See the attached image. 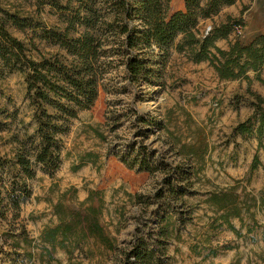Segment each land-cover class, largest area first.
Wrapping results in <instances>:
<instances>
[{"label":"rangeland","instance_id":"obj_1","mask_svg":"<svg viewBox=\"0 0 264 264\" xmlns=\"http://www.w3.org/2000/svg\"><path fill=\"white\" fill-rule=\"evenodd\" d=\"M182 7L184 0H172L171 11ZM242 10L245 26L230 41L239 39L248 44L264 32V0H236L213 21H206L202 30L225 22L229 16L240 19ZM6 12L28 17L33 25L62 27V13L43 0H0L1 19ZM6 28L28 45L35 59L58 52L33 38V30L22 32L11 23ZM230 41L220 40L218 46L227 49ZM170 53L162 69L163 88L131 86L124 79V66L113 65L95 106L79 115L64 138L59 170L53 175L38 170L20 218L13 220L10 216L0 223V264H113L119 251H110L81 232L55 248L42 242V233L59 225L61 219L70 220L71 212L94 207L107 234L119 249H125L142 222L156 219L153 213L158 205L154 198L162 175L128 170L108 155L112 139L117 135L127 138L134 131L126 120L133 115L134 95L156 90L155 98L148 95L135 104L139 111L158 117L166 126L148 144L170 150V161L183 159L175 154L182 144L196 147L203 159L195 186L197 195L186 199L183 218L179 214L171 216L168 264H264V212L254 202L264 191V150L259 147L261 141L264 144V136L256 132L242 135L235 130L253 115L254 95L264 99V84L256 81L252 72L248 74L253 79L250 84L245 79L221 80L208 62L192 63L174 46ZM261 76L264 79V68ZM107 109L122 116V126L114 133H110L106 120ZM15 113L17 120L13 122L10 117ZM17 128L31 133L34 128L26 83L22 74L4 71L0 77V154L12 153V135ZM97 132L103 133L108 142L102 141ZM256 155L261 166L253 170ZM212 193H228L237 200L241 218L231 219L233 228L223 223L222 212L209 202ZM187 208L191 213L184 212ZM160 209L164 214L168 206ZM21 227L26 229V236L20 235Z\"/></svg>","mask_w":264,"mask_h":264},{"label":"trees","instance_id":"obj_2","mask_svg":"<svg viewBox=\"0 0 264 264\" xmlns=\"http://www.w3.org/2000/svg\"><path fill=\"white\" fill-rule=\"evenodd\" d=\"M43 1L62 13V27L33 25L30 18L8 12L0 18V77L4 71L24 76L34 126L32 133L17 128L12 135V153L0 154V223L10 216L13 220L20 218L22 205L32 195L30 182L38 170L48 175L59 170L64 138L79 115L95 106L106 75L116 63L124 66V79L129 85L163 88L162 69L174 46L178 54L192 63L208 62L221 80L245 79L250 84L253 79L248 74L252 72L255 80L264 84V32L248 44L239 39L230 41L245 26L244 10L240 19L229 16L225 22L213 24L208 33L202 30L206 21H213L236 0H184V8L176 11H171L172 0ZM7 23L22 32L33 30V38L58 52L35 59L28 45L9 32ZM33 40L31 44L36 49ZM220 40L230 41L227 49L218 46ZM148 95L155 98L157 90L134 95L130 110L133 115L126 119L134 131L127 138L117 135L112 139L108 155L128 170L162 175L154 198L158 205L153 213L156 219L142 222L128 247L119 249L101 225L99 210L88 207L71 212L70 220L61 219L56 227L45 229L41 236L44 244L55 248L70 241L75 232H81L86 239L92 238L110 251H119L113 264H168L170 219L174 214L183 218V209L188 207L186 199L197 195L195 186L203 159L196 147L182 144L175 154L183 159L170 161V150L148 144L152 136L166 130L163 120L135 107L137 100L143 101ZM254 96L253 115L235 130L242 135L256 132L263 137L264 99ZM105 116L110 133L122 126L121 115L107 109ZM10 118L16 121L17 114ZM97 136L108 142L103 133L97 132ZM259 147L264 150L262 141ZM260 166L256 155L252 168ZM209 202L222 212L220 219L230 228L232 218H241L237 200L230 194L212 193ZM254 202L264 212V191ZM164 206L168 209L163 214L160 208ZM184 212L191 213L190 208ZM20 231L21 236L27 235L24 227Z\"/></svg>","mask_w":264,"mask_h":264},{"label":"water","instance_id":"obj_3","mask_svg":"<svg viewBox=\"0 0 264 264\" xmlns=\"http://www.w3.org/2000/svg\"><path fill=\"white\" fill-rule=\"evenodd\" d=\"M211 30V26H208V28H207V33L209 32Z\"/></svg>","mask_w":264,"mask_h":264},{"label":"crops","instance_id":"obj_4","mask_svg":"<svg viewBox=\"0 0 264 264\" xmlns=\"http://www.w3.org/2000/svg\"><path fill=\"white\" fill-rule=\"evenodd\" d=\"M184 7H182L181 9H183Z\"/></svg>","mask_w":264,"mask_h":264}]
</instances>
